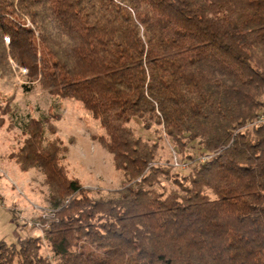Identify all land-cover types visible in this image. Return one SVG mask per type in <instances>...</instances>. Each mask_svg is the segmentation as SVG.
I'll list each match as a JSON object with an SVG mask.
<instances>
[{
  "label": "trees",
  "instance_id": "obj_1",
  "mask_svg": "<svg viewBox=\"0 0 264 264\" xmlns=\"http://www.w3.org/2000/svg\"><path fill=\"white\" fill-rule=\"evenodd\" d=\"M20 68L24 91L90 113L123 179L91 197L46 138L51 118H29L10 157L44 174L53 217L42 238L0 241V264H264V124L247 126L264 114V0H0V80ZM10 100L0 91V128ZM133 120L191 171L158 163Z\"/></svg>",
  "mask_w": 264,
  "mask_h": 264
},
{
  "label": "rangeland",
  "instance_id": "obj_2",
  "mask_svg": "<svg viewBox=\"0 0 264 264\" xmlns=\"http://www.w3.org/2000/svg\"><path fill=\"white\" fill-rule=\"evenodd\" d=\"M20 69L11 77L0 80L2 99H11L13 112V116L6 118L4 126L0 128V241L7 245L16 244L18 238H42L45 229L35 224L53 217V214H49L52 210L44 174L37 168L22 172L10 157L26 138L24 125L29 118H51L56 133L51 135L45 132L46 138H58L69 148L61 164L68 177L78 179L89 190L91 197H114L123 179L121 173L114 169L111 155L92 138L104 135V131L90 113L79 102L52 97L38 85L24 91L22 85L25 84L26 72ZM129 125L135 134L158 143V163L170 165L174 156L178 161L186 156L175 154L160 126L153 123L149 130H144L138 120H133ZM195 149L194 144L188 147L191 153ZM190 171V168H186L178 173L186 175ZM171 172L177 171L172 169ZM160 180V184L155 186L158 191L173 189L170 180ZM44 224L47 225L48 221ZM40 253L54 263L43 240Z\"/></svg>",
  "mask_w": 264,
  "mask_h": 264
},
{
  "label": "built area",
  "instance_id": "obj_3",
  "mask_svg": "<svg viewBox=\"0 0 264 264\" xmlns=\"http://www.w3.org/2000/svg\"><path fill=\"white\" fill-rule=\"evenodd\" d=\"M24 72H26L25 70L23 69H20ZM257 124H264V114L260 113L257 118L251 123V124H248L247 126H252V125H257ZM205 159H207L206 157H202L200 160L201 161H204ZM172 163L171 165L174 167V168H180V169H186L188 167V163H185V162H182V161H178L176 159V157L174 156L173 159H172ZM49 214H53L52 211H50ZM42 218H45L44 215H42ZM36 226H40L41 228H44V229H47L48 228V224H35ZM31 226V225H30Z\"/></svg>",
  "mask_w": 264,
  "mask_h": 264
}]
</instances>
